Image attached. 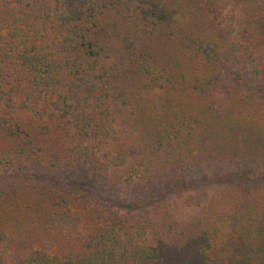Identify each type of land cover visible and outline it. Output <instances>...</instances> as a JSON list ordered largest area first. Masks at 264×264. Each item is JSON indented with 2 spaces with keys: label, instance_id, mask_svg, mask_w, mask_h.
<instances>
[{
  "label": "trees",
  "instance_id": "1",
  "mask_svg": "<svg viewBox=\"0 0 264 264\" xmlns=\"http://www.w3.org/2000/svg\"><path fill=\"white\" fill-rule=\"evenodd\" d=\"M263 162L264 0H0V264H258Z\"/></svg>",
  "mask_w": 264,
  "mask_h": 264
},
{
  "label": "rangeland",
  "instance_id": "2",
  "mask_svg": "<svg viewBox=\"0 0 264 264\" xmlns=\"http://www.w3.org/2000/svg\"><path fill=\"white\" fill-rule=\"evenodd\" d=\"M262 167L264 168V162L262 163ZM65 177H69L70 175L65 174ZM88 176V175H87ZM87 176H82V180L87 181V185L92 186L91 188L94 190L95 184L98 186V190L95 191L98 195V197L107 205H110L113 208H125V207H129L128 204L125 203V201H127L128 199L115 192L114 190H112L111 188H106V189H102L100 187V184L98 182V180H96V183H94L95 180H93L92 178H89ZM87 177V179L85 178ZM135 199L131 198L129 199V203H133ZM258 264H264V258L262 259H258Z\"/></svg>",
  "mask_w": 264,
  "mask_h": 264
}]
</instances>
